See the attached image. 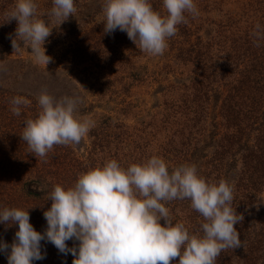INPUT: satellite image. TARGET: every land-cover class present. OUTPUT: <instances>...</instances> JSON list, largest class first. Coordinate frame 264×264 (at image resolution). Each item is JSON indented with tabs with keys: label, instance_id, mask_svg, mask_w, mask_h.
Listing matches in <instances>:
<instances>
[{
	"label": "trees",
	"instance_id": "trees-1",
	"mask_svg": "<svg viewBox=\"0 0 264 264\" xmlns=\"http://www.w3.org/2000/svg\"><path fill=\"white\" fill-rule=\"evenodd\" d=\"M98 2L104 0H74L76 12L60 24L51 14L53 0H43L36 4L35 18L54 23L46 45L72 38L63 60L71 66L82 63L90 67L103 91L112 82L111 73L133 78L138 69H145V75L147 70L136 64L133 41L126 32L105 33L103 10L90 13L91 4ZM15 6V0H0L3 52L15 50L13 39L19 45L16 49L29 47L15 37L16 20L8 21ZM243 9L245 16H228L213 34L206 32L205 38L198 35L188 44L186 60L197 74L188 87L190 96L170 104L171 115L155 113L149 120H139L137 127L124 122L117 126L110 117L101 115L100 126L98 123L92 133L93 151L85 157L70 145H55L45 158H37L21 137L25 121L35 118L40 110L38 97L42 92L56 98L77 95L69 71L4 57L0 65V209L30 208L31 223L43 232L47 227L43 213L51 206L48 197L57 184L73 186L80 174L110 159L126 168L156 155L166 161L169 171L194 165L207 182L226 180L233 186L232 207L243 216L235 225L241 246L222 251L216 264H264V0H246ZM28 82L42 88L27 90L22 83ZM16 96L30 101L20 116L11 110L10 102ZM95 154H100L99 158H93ZM31 183L38 191L27 187ZM169 205L177 206L173 207L176 210L169 208L174 224L183 223L191 233L202 235L205 220L189 199L165 202ZM17 228L0 224V239L10 245ZM42 244L46 259L34 264H72L71 254L64 257L51 243ZM68 244L71 247L74 242ZM0 264H7L3 253Z\"/></svg>",
	"mask_w": 264,
	"mask_h": 264
},
{
	"label": "clouds",
	"instance_id": "clouds-1",
	"mask_svg": "<svg viewBox=\"0 0 264 264\" xmlns=\"http://www.w3.org/2000/svg\"><path fill=\"white\" fill-rule=\"evenodd\" d=\"M36 7L35 0H17L8 21L16 20L15 37L29 45L37 62L47 65L51 57L44 45L52 28L35 18ZM163 8L164 14L155 10L151 0H104V32H126L141 51L163 55L177 26L186 22L185 14L198 15L195 0H163ZM75 12L74 0H53L51 14L60 24ZM12 44L19 46L14 39ZM10 103L13 114L20 116L30 101L16 96ZM79 103L78 97L56 98L46 91L39 95L40 110L25 121L21 135L31 153L45 158L55 145L81 142L94 125L76 115ZM48 199L52 203L43 213V232L31 223L30 208L0 209V224L18 225L10 245L0 239L7 264L46 259L42 242L64 257L71 254L72 264H216L222 251L241 246L235 225L243 216L232 207L233 186L226 180L207 182L194 165L169 171L156 155L126 168L110 159L80 174L73 186L57 184ZM175 199H189L202 215V235L173 223L165 202Z\"/></svg>",
	"mask_w": 264,
	"mask_h": 264
},
{
	"label": "rangeland",
	"instance_id": "rangeland-1",
	"mask_svg": "<svg viewBox=\"0 0 264 264\" xmlns=\"http://www.w3.org/2000/svg\"><path fill=\"white\" fill-rule=\"evenodd\" d=\"M245 1L195 0L198 15L193 17L191 14L186 13L188 17H186V22L177 26V32L168 39L167 48L163 55H151L143 52L133 42L131 48L135 54L136 64L145 66L147 74L143 73L145 69H138L137 72H134L133 78L128 75L124 76V73L120 74V72L111 73L112 82L108 84V90L103 89V91H100V84L93 79L94 76L87 65L79 63L76 66H71L63 60L64 50L71 43L72 38L65 40L60 38L57 43L49 45L45 43L46 54L51 57V61L47 65L37 62L29 47L18 48L8 52L0 50V65L2 59L9 56L11 59H29L33 64L45 68L58 67L61 70L66 69L69 71L70 77L78 90L75 97H78L81 103L83 102L82 104L79 103L81 105L78 104L76 115L80 119H90L94 125L79 144H69L78 155L85 157L87 153L89 154L90 151H93L91 147L92 133L94 129H98L97 125L102 120L101 115H104V118L110 117L117 126L124 122L133 127L138 126L139 120H149V116L155 113L159 114L162 112L165 114L167 112V114L171 115L173 108L170 107V104L183 100L186 95L190 96L192 90L188 87L192 83V77L197 74L195 67L186 60L187 55L185 52L188 44L192 43L198 35L205 38L207 34L204 33L213 34L217 25L219 23L222 24L228 16L233 14L236 17L245 16L246 14H243V12L246 10H241ZM15 2L17 3V0ZM35 3L42 4L43 0H35ZM152 6L162 14L165 13L163 0H154ZM103 7L104 2H98L97 4H91L89 10L90 13L98 12L102 11ZM99 18L97 17V19ZM45 21L49 28L54 26L52 20L46 19ZM125 74L128 73L126 72ZM57 81L62 83L60 80ZM22 84L27 90H30L27 87H31V90L34 87L37 90L42 88L40 84L30 85L29 82ZM81 107H84V109ZM88 107L93 108L86 109ZM155 117L158 118L160 116L156 115ZM112 131L118 132V129H112ZM103 132H101L102 135L105 133ZM99 155L95 154L93 158H99ZM27 187L38 191L35 183H31ZM173 207L177 209V206L173 205H169L168 209H174Z\"/></svg>",
	"mask_w": 264,
	"mask_h": 264
}]
</instances>
